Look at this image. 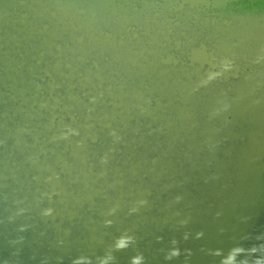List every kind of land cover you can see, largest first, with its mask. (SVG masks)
I'll list each match as a JSON object with an SVG mask.
<instances>
[{"label":"water","instance_id":"1","mask_svg":"<svg viewBox=\"0 0 264 264\" xmlns=\"http://www.w3.org/2000/svg\"><path fill=\"white\" fill-rule=\"evenodd\" d=\"M0 264H264V0H0Z\"/></svg>","mask_w":264,"mask_h":264}]
</instances>
